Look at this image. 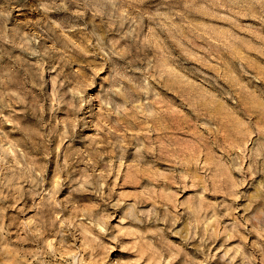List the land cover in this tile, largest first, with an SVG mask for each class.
I'll return each instance as SVG.
<instances>
[{"label": "rangeland", "instance_id": "obj_1", "mask_svg": "<svg viewBox=\"0 0 264 264\" xmlns=\"http://www.w3.org/2000/svg\"><path fill=\"white\" fill-rule=\"evenodd\" d=\"M0 264H264V0H0Z\"/></svg>", "mask_w": 264, "mask_h": 264}]
</instances>
